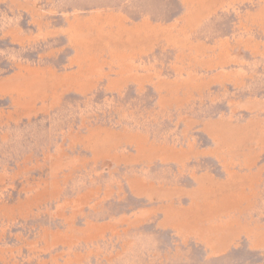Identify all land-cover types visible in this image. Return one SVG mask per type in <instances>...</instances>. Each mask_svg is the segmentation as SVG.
Returning <instances> with one entry per match:
<instances>
[{
    "label": "rangeland",
    "instance_id": "374dc122",
    "mask_svg": "<svg viewBox=\"0 0 264 264\" xmlns=\"http://www.w3.org/2000/svg\"><path fill=\"white\" fill-rule=\"evenodd\" d=\"M0 264H264V0H0Z\"/></svg>",
    "mask_w": 264,
    "mask_h": 264
}]
</instances>
